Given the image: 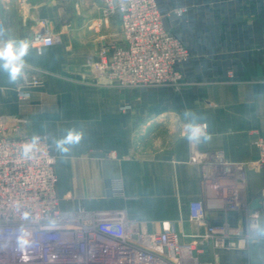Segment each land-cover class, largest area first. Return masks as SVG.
<instances>
[{"label": "crops", "instance_id": "0c3cea01", "mask_svg": "<svg viewBox=\"0 0 264 264\" xmlns=\"http://www.w3.org/2000/svg\"><path fill=\"white\" fill-rule=\"evenodd\" d=\"M102 0H0L7 39L30 44L24 77L16 84L0 71V127L21 135L46 134L54 144L57 191L63 210L118 212L142 232L158 234L171 222L182 243L201 242V264H264V210L245 244L216 248L207 225L191 219L204 200V170L190 161L189 124L205 122L202 150H220L234 163L259 157L264 137V0H159L164 24L188 47L178 87L137 91L100 79L87 66L103 44L123 41L118 17L95 29ZM190 6L184 18L168 15ZM48 24L55 37L39 53L32 35ZM36 78L38 85H32ZM19 91L30 94L22 100ZM187 113V115H185ZM81 134L62 153L55 143ZM264 190V167L248 171L245 198ZM212 225L248 232L244 214L212 210Z\"/></svg>", "mask_w": 264, "mask_h": 264}, {"label": "built area", "instance_id": "2783aa9c", "mask_svg": "<svg viewBox=\"0 0 264 264\" xmlns=\"http://www.w3.org/2000/svg\"><path fill=\"white\" fill-rule=\"evenodd\" d=\"M102 4V17L94 28L118 17L123 41L101 45L98 60L87 62L97 77L129 89L182 84L181 66L190 60V50L166 28L159 0H102ZM185 12L180 8L175 15L180 17ZM0 31V38L5 39L1 19ZM54 42L48 24L39 26L32 35V45L39 53ZM31 84L38 85L39 80L34 78ZM19 96L25 100L30 94L19 91ZM192 125L199 126L202 134L189 139L190 161L203 168L202 185L207 195L191 203V219L207 225V239L216 248L241 246L258 232L264 210V190L261 209H252L245 198L248 171L264 167V137L256 141V161L234 163L220 150H202L200 143L208 125ZM187 131L189 137L188 127ZM34 137L38 140L31 158H25L22 148ZM55 165L50 136L21 135L19 126L0 127V264H201L195 254L201 242L182 243L171 222L163 223L161 233L149 234L118 212L81 206L63 210ZM212 210L244 214L248 232L243 234L239 227L229 224H209L207 212ZM21 238L28 243L21 245Z\"/></svg>", "mask_w": 264, "mask_h": 264}, {"label": "clouds", "instance_id": "9594fccd", "mask_svg": "<svg viewBox=\"0 0 264 264\" xmlns=\"http://www.w3.org/2000/svg\"><path fill=\"white\" fill-rule=\"evenodd\" d=\"M3 36V32L0 31V37ZM30 44L26 40H14V39H2L0 38V71L5 72L8 77V81L11 84H16L20 79L24 77L25 57L28 56ZM187 115V113L185 114ZM189 139H198L202 134V130L199 126L192 124L188 125ZM81 139V134L75 131H69L68 134L61 140L56 141L55 147L62 153L69 151L66 145L78 143ZM38 138L34 137L32 142L25 144L22 148V155L25 158L30 159V153L37 143ZM28 213H24V217L27 219ZM21 245H26L28 241L21 238Z\"/></svg>", "mask_w": 264, "mask_h": 264}, {"label": "rangeland", "instance_id": "374dc122", "mask_svg": "<svg viewBox=\"0 0 264 264\" xmlns=\"http://www.w3.org/2000/svg\"><path fill=\"white\" fill-rule=\"evenodd\" d=\"M181 8H184L186 9V12L182 15V16H177L175 15V11L177 9H180V8H172L169 10V14L170 16H177L178 18H184L188 13H189V10L191 9L190 6H184V7H181ZM191 54V53H190ZM162 87V86H160ZM163 87H172V88H175L176 86H163ZM149 88H158V87H139V88H135L137 91H140V90H143V89H149ZM248 181V180H247ZM261 193H262V190H261Z\"/></svg>", "mask_w": 264, "mask_h": 264}, {"label": "water", "instance_id": "95a60500", "mask_svg": "<svg viewBox=\"0 0 264 264\" xmlns=\"http://www.w3.org/2000/svg\"><path fill=\"white\" fill-rule=\"evenodd\" d=\"M261 202H260V198L255 199L252 204H251V208L252 209H261Z\"/></svg>", "mask_w": 264, "mask_h": 264}]
</instances>
